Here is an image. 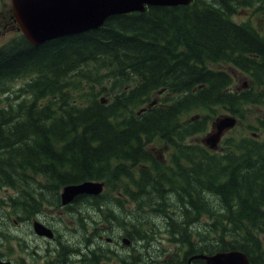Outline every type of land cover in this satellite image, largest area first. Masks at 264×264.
<instances>
[{
  "label": "trees",
  "instance_id": "trees-1",
  "mask_svg": "<svg viewBox=\"0 0 264 264\" xmlns=\"http://www.w3.org/2000/svg\"><path fill=\"white\" fill-rule=\"evenodd\" d=\"M239 7L264 13V0L149 7L39 46L19 35L1 47L0 93L26 81L0 106V192H13L0 209L2 201L14 208L17 195L31 202L44 187L58 195L99 181L125 205L117 220L132 229L135 253L165 257L157 246L166 235L182 248L173 258L240 251L263 264L260 130L244 127L218 152L188 143L213 110L241 123L248 108L264 107V31L234 23ZM213 65L240 71L248 87H234L229 71ZM157 144L171 150L165 164Z\"/></svg>",
  "mask_w": 264,
  "mask_h": 264
},
{
  "label": "flooded vegetation",
  "instance_id": "flooded-vegetation-1",
  "mask_svg": "<svg viewBox=\"0 0 264 264\" xmlns=\"http://www.w3.org/2000/svg\"><path fill=\"white\" fill-rule=\"evenodd\" d=\"M9 24L8 42L20 35L12 19ZM6 26L5 19L0 17V36L6 34ZM35 198L32 202L41 205V210L17 212L11 222L21 230L20 236H16L14 248L0 244V264H134L137 247L131 240L132 229L119 227V212L104 209L108 202L104 196H79L66 205L62 204L60 194L51 195L50 199L39 195ZM18 202L25 205L21 195ZM36 225L45 232L41 233ZM190 257H182V252L180 258L146 257L143 264H205Z\"/></svg>",
  "mask_w": 264,
  "mask_h": 264
},
{
  "label": "water",
  "instance_id": "water-1",
  "mask_svg": "<svg viewBox=\"0 0 264 264\" xmlns=\"http://www.w3.org/2000/svg\"><path fill=\"white\" fill-rule=\"evenodd\" d=\"M192 0H11L12 15L24 37L34 46L62 37L97 30L113 16L143 13L147 7L187 6ZM236 124L232 116H221L213 124V132L203 144L215 150L223 133ZM103 184L86 181L68 185L62 191V203H70L78 195H99ZM38 229L44 233L43 227ZM206 264H249L240 252L199 255Z\"/></svg>",
  "mask_w": 264,
  "mask_h": 264
},
{
  "label": "rangeland",
  "instance_id": "rangeland-1",
  "mask_svg": "<svg viewBox=\"0 0 264 264\" xmlns=\"http://www.w3.org/2000/svg\"><path fill=\"white\" fill-rule=\"evenodd\" d=\"M9 8H10V0H0V17H3L5 19V22L7 23V26L5 29L6 34L0 36V46H2L3 44H5L8 41L9 33H11L10 32V24L8 23V19L11 15V12H9ZM231 19L234 23L246 24L248 22L251 24L252 27H255L261 33L264 31V13H257V12H254V10H252V9H249L246 7H239L233 13V15L231 16ZM211 68H213V69H225L226 71H229V73L234 77V82H235L234 87H236V88L240 87L241 89H246L248 87V79L240 71H238L236 69L229 68L225 65H213V66H211ZM25 81H26V79H18L11 85V92L9 91L6 94L0 93V106L3 105L1 103L10 102V101L5 102L4 98H6V97H12L13 98L14 97L13 93H15L17 90H19L23 86ZM159 97L160 96L157 95L156 97H154V99L159 100ZM6 105L7 104H4V106H6ZM217 110L212 111V116L210 117V122L209 121L207 122V125H208L207 130L204 133L193 136L191 139L188 140V143L199 144V145L203 146L202 140L210 132L211 123H213L216 120V118H218L220 116L230 115L227 111H224L223 108H218ZM214 111L216 112V116H215ZM203 113L204 112H201L197 115L193 114V116H195L197 119H200V117L204 118L206 116L203 115ZM241 120H242L241 123L237 121L236 126L234 128H232L231 130L227 131L223 135L222 141L225 138H228L227 136H229L231 134L233 136H237L238 134L243 133V128L248 127V126H251L252 128H254L256 130L257 129L260 130V135H259V137L257 136V139H260V138L264 139V107L256 106V107L248 108L244 114V118ZM220 145L215 150V152L219 151ZM158 149H159V152L161 154L162 161L165 164L168 161V155L170 154L171 150L168 147L161 145V144L155 145L154 150H158ZM37 182L42 183L44 185L46 183V181L44 179H40ZM37 190H40V189H37ZM40 191L43 192L42 195H39V196H41L42 199H50L51 198V195L49 192H51L52 190H50V188L44 187ZM10 196L11 197L13 196V192H11V191L0 192V198L6 199ZM36 196H34L33 199ZM103 196H104L105 200L108 201V202H105V204H104L105 210H109L111 212V211H114L117 209L118 212H122V211H119V207L123 203L116 202V201H109V200L115 199V198L110 197L111 195H107L106 191L103 192ZM15 198H19V195H17ZM35 199H37V198H35ZM115 200H118V199L116 198ZM124 201L125 200L123 199V202ZM24 204L28 205L27 209L25 207H23L26 205H23L22 202H18L16 204H14L15 207L11 208L10 206L13 205L12 203H7V202L2 201L1 207H3L4 209H0V216L2 217V220H3V228L0 229V231H1V233H0V244H5L7 247L14 248V246L16 244V236L17 235L20 236V232H21V230H19L18 228H15L11 222V220L16 216L17 212L21 213V214H25L27 212L35 213L36 210H41V205H40V207H38L36 205L37 204L36 202L33 203L31 201V202H27ZM33 205H34V207H33ZM130 205L131 204H128V211L130 210ZM124 206L125 205L123 204V207ZM148 215H149L148 218L150 217V220L154 223H157L158 221L161 220L159 218L156 219V218L152 217V214H148ZM117 216L119 217V213H117ZM2 220L0 219V224L2 223ZM202 223H205V222L202 221ZM117 224L119 225V227H123L120 223L117 222ZM23 236H25V235H23ZM159 239H160V241H158L159 246H157V247L160 249V251L162 250L165 254V257H162V258H173L178 251L182 250V248L177 247L173 243L169 242L166 235L159 236ZM263 243H264V239H263ZM136 246L140 247V244H136ZM263 249H264V244L262 245V250ZM156 253H158L157 250H155L154 252L151 251L152 256H154ZM144 254H146V250L141 249L140 251L135 253V257L139 258L140 260H143V258H146V257H144ZM183 256H184V253H183ZM13 257H14V254H13L12 258ZM153 258H155V257H153ZM175 258H180V255H177V257H175Z\"/></svg>",
  "mask_w": 264,
  "mask_h": 264
},
{
  "label": "bare ground",
  "instance_id": "bare-ground-1",
  "mask_svg": "<svg viewBox=\"0 0 264 264\" xmlns=\"http://www.w3.org/2000/svg\"><path fill=\"white\" fill-rule=\"evenodd\" d=\"M12 10V4L10 3V8H9V12Z\"/></svg>",
  "mask_w": 264,
  "mask_h": 264
}]
</instances>
